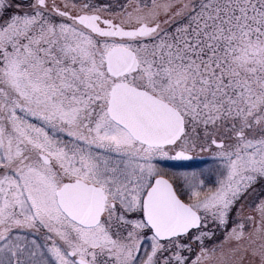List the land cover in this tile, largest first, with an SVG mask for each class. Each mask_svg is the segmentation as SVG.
Returning a JSON list of instances; mask_svg holds the SVG:
<instances>
[{"label":"snow or ice","instance_id":"1","mask_svg":"<svg viewBox=\"0 0 264 264\" xmlns=\"http://www.w3.org/2000/svg\"><path fill=\"white\" fill-rule=\"evenodd\" d=\"M0 264H264V0H0Z\"/></svg>","mask_w":264,"mask_h":264}]
</instances>
